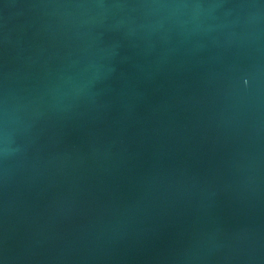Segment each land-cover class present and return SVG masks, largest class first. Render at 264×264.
I'll return each mask as SVG.
<instances>
[{
    "label": "water",
    "instance_id": "water-1",
    "mask_svg": "<svg viewBox=\"0 0 264 264\" xmlns=\"http://www.w3.org/2000/svg\"><path fill=\"white\" fill-rule=\"evenodd\" d=\"M0 264H264V0H0Z\"/></svg>",
    "mask_w": 264,
    "mask_h": 264
}]
</instances>
